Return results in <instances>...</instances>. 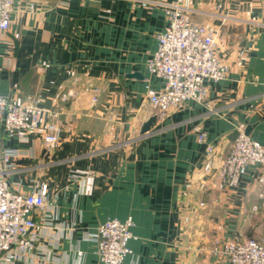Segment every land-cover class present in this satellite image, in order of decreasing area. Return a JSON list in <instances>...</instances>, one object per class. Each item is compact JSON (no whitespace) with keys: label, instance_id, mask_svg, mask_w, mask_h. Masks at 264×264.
Returning a JSON list of instances; mask_svg holds the SVG:
<instances>
[{"label":"crops","instance_id":"obj_1","mask_svg":"<svg viewBox=\"0 0 264 264\" xmlns=\"http://www.w3.org/2000/svg\"><path fill=\"white\" fill-rule=\"evenodd\" d=\"M173 1H15L0 33V94L35 99L45 113L23 142L2 131V146L22 153L5 176L24 193L48 192L39 243L0 264H102L94 235L109 220L133 221L122 264H229L228 240L264 239V209L254 210L263 170L249 166L236 188L218 187L241 132L251 127L264 147V0L190 1L191 18L219 31L228 74L207 83L209 107L190 102L160 116L145 94L163 80L147 63L167 24L163 4ZM49 125L61 129L52 149L43 142ZM77 171L93 176L91 195Z\"/></svg>","mask_w":264,"mask_h":264},{"label":"built area","instance_id":"obj_2","mask_svg":"<svg viewBox=\"0 0 264 264\" xmlns=\"http://www.w3.org/2000/svg\"><path fill=\"white\" fill-rule=\"evenodd\" d=\"M16 0H0V33L11 25V14ZM191 0H175L164 3L166 27L158 36V47L148 60L149 72L163 80L160 89L148 88L145 94L148 105L160 116L171 109L190 102L210 106L207 83L224 80L228 68L218 57L219 31L195 22L191 18ZM93 102H97L99 89H94ZM44 109L37 100H22L0 94V259L10 257L19 260L31 252L41 237L43 219L40 217L47 207V185L38 191L24 193L13 187L5 176L14 159L22 153L15 148L2 146L1 133L23 142L26 134L40 127ZM43 142L52 149L60 141L61 129L56 125L47 127ZM206 141V134L198 137ZM215 147L205 149L204 171H213ZM249 166L263 170L257 179L258 197L262 203L254 210L264 209V147L241 132L234 140L230 153L220 165L218 177L220 189L236 188L241 176ZM84 178L85 193L91 195L94 178L88 171H77ZM132 219L109 220L102 223L94 239L102 264H122L131 253L129 242L133 238ZM229 264H264V239L241 238L228 240L222 250Z\"/></svg>","mask_w":264,"mask_h":264},{"label":"water","instance_id":"obj_3","mask_svg":"<svg viewBox=\"0 0 264 264\" xmlns=\"http://www.w3.org/2000/svg\"><path fill=\"white\" fill-rule=\"evenodd\" d=\"M135 76L136 77H140V75H137V74ZM156 121H157V117L156 116H153L146 123H144L143 126H142V128H141V134L142 135L147 134L155 126ZM250 131H251V127H248L245 130V134L249 136Z\"/></svg>","mask_w":264,"mask_h":264}]
</instances>
